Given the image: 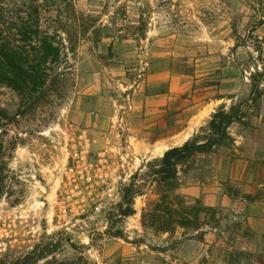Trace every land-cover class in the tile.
<instances>
[{"label":"rangeland","instance_id":"1","mask_svg":"<svg viewBox=\"0 0 264 264\" xmlns=\"http://www.w3.org/2000/svg\"><path fill=\"white\" fill-rule=\"evenodd\" d=\"M0 6L12 26L37 8L42 30L64 43L41 93L0 85V264L38 244L54 249L35 264H264V95L231 126L232 146L179 165L177 188L146 174L148 162L182 145L218 108L248 98L253 78L264 91L262 5ZM139 170L145 192L136 213L121 216L120 184Z\"/></svg>","mask_w":264,"mask_h":264},{"label":"trees","instance_id":"2","mask_svg":"<svg viewBox=\"0 0 264 264\" xmlns=\"http://www.w3.org/2000/svg\"><path fill=\"white\" fill-rule=\"evenodd\" d=\"M262 5L264 0H250ZM0 6V85L7 83L14 87L23 96L39 94L45 88L55 70V66L63 62V41L44 32L40 25V12L34 9L28 12L29 19L21 24L11 25L2 13ZM32 13H36L35 15ZM264 22L261 14L259 24ZM257 26V25H256ZM264 95L261 83L253 78V87L248 98L235 102L230 107L221 106L213 112L206 125L202 126L191 138L182 145L169 148L162 158L148 162L146 174L150 182L158 183L168 189H175L178 185L179 165L192 159L196 154L214 152L221 147H229L235 143L230 128L235 123H242L248 117L253 107L259 106V100ZM142 175L139 170L133 174L131 181L121 182L118 211L121 216L128 217L136 213L135 199L144 194L146 182H139ZM166 195L162 200L166 202ZM159 202L155 209L145 210L142 215L143 224L147 222V215L159 214L162 207ZM168 223V222H164ZM120 236V234H117ZM54 245L38 244L29 253L11 261L9 264H35L52 253ZM48 251V252H47ZM50 264H82L71 261H53ZM84 264V263H83Z\"/></svg>","mask_w":264,"mask_h":264}]
</instances>
